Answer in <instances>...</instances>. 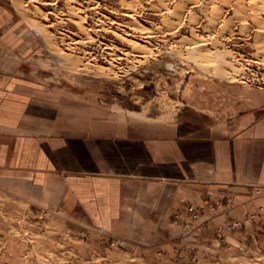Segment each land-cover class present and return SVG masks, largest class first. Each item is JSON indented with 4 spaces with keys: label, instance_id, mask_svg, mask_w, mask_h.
Instances as JSON below:
<instances>
[{
    "label": "rangeland",
    "instance_id": "obj_1",
    "mask_svg": "<svg viewBox=\"0 0 264 264\" xmlns=\"http://www.w3.org/2000/svg\"><path fill=\"white\" fill-rule=\"evenodd\" d=\"M0 13V70L74 129L129 111L200 134L264 111V0H0ZM190 206L168 237L115 239L0 185V264H264V205L199 226Z\"/></svg>",
    "mask_w": 264,
    "mask_h": 264
},
{
    "label": "crops",
    "instance_id": "obj_2",
    "mask_svg": "<svg viewBox=\"0 0 264 264\" xmlns=\"http://www.w3.org/2000/svg\"><path fill=\"white\" fill-rule=\"evenodd\" d=\"M17 73L0 70L2 188L42 198L82 227L145 241L168 237L170 222L187 219V204L222 206L197 226L264 205V111L200 134L186 133L180 117L129 111L87 117L74 129L72 115H57Z\"/></svg>",
    "mask_w": 264,
    "mask_h": 264
},
{
    "label": "built area",
    "instance_id": "obj_3",
    "mask_svg": "<svg viewBox=\"0 0 264 264\" xmlns=\"http://www.w3.org/2000/svg\"><path fill=\"white\" fill-rule=\"evenodd\" d=\"M212 202H204V205H208L209 204V208H208V211H212L214 212L216 210V207L218 208L219 207V204L217 203H213L211 204ZM211 204V205H210ZM202 208V207H201ZM188 211L190 212V216L192 217L191 219H194V218H200L202 217V215L204 214L205 211H203L202 209H198V207L196 206H190L188 208ZM88 234V233H87Z\"/></svg>",
    "mask_w": 264,
    "mask_h": 264
},
{
    "label": "water",
    "instance_id": "obj_4",
    "mask_svg": "<svg viewBox=\"0 0 264 264\" xmlns=\"http://www.w3.org/2000/svg\"><path fill=\"white\" fill-rule=\"evenodd\" d=\"M33 32L35 33L36 36H39L38 32H36V31H34V30H33Z\"/></svg>",
    "mask_w": 264,
    "mask_h": 264
}]
</instances>
